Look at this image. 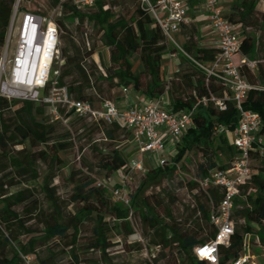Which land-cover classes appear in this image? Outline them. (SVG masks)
<instances>
[{"label":"trees","instance_id":"trees-1","mask_svg":"<svg viewBox=\"0 0 264 264\" xmlns=\"http://www.w3.org/2000/svg\"><path fill=\"white\" fill-rule=\"evenodd\" d=\"M50 1L51 8L59 9L58 22L63 29V65L59 82L61 86L68 87L74 100L100 107L102 102L111 100L102 97L100 87L103 83L108 84L109 95L124 88L149 99L170 94L166 109L176 113L194 110L193 124L177 143L176 154L168 158L167 164L147 170L137 193L130 192L132 212L112 200L108 188L96 186L95 181L90 180L76 187L73 199L79 200L82 206L68 217L52 184L55 170L66 164L63 153L71 145L69 133L59 134L61 123L51 122L46 105L0 98V264H25L30 256L36 258L38 264H61L66 259L69 260L65 264H100L93 259L84 260L81 252L99 253L102 264H114L110 253L116 243L124 241L129 250L136 247L142 250L140 244L133 245L136 242L130 241V237L137 234L132 223L135 214L158 237L151 240V245L170 251L171 259L167 264H187L183 260L185 257L188 264H201L194 256V249L215 238L211 216L213 208L222 199V191L217 188L203 190L200 182L214 171L229 170L239 155L231 137L240 119L236 104L228 102L225 111H220L213 103L195 108L197 99L209 97L210 93L224 96L221 83L209 78L199 67L211 65L219 50L201 47L197 30L193 27H182L181 32L186 38L183 52L172 49L153 16L142 9L141 0H98L94 8L84 12L77 11L68 1ZM111 1L113 5L118 2L125 7L135 4L134 15L128 19L122 13H116ZM262 1L240 0L232 6V13L226 15L241 33L242 57L258 62L257 72L247 69L242 72L255 87L243 107L261 116L259 137L264 136V11L259 10ZM36 2L33 0L26 4L27 9L39 10ZM14 3L15 0H0V59ZM87 25H92L99 35V40L91 45L89 38H85L87 33L81 31ZM64 38L66 46L63 48ZM100 47L108 50L110 65L104 64V69L95 62L86 66L85 62L94 58ZM170 51L179 52L191 70L181 69L168 82L164 57ZM87 90L93 93L87 95ZM92 123L100 130L105 128V139L110 142L117 141L120 131H126L117 125ZM191 153L202 154L203 162L198 164V176L188 184L190 189L184 188L188 193H194L199 202H195L196 228L183 233L178 228L179 224L174 223L171 209L167 208V218L171 223L166 224L156 214L149 198L140 194L151 187L159 189L165 178H173L175 174L186 175L185 163ZM255 160H260L263 165L257 171L253 167ZM45 163L49 164L51 171L41 183L40 165ZM129 164L127 156L116 149L104 155L101 167L107 171V177L103 180L119 172L128 174ZM251 167L253 177L242 186L235 199V234L228 247H221L222 264L238 260L247 243L251 249V244L256 243L264 250V155L258 150L251 153ZM75 175L73 171L71 178L74 179ZM150 184L152 186L149 187ZM41 196L47 199V208H44ZM200 196L205 201H200ZM90 218L93 221L91 237L80 245L77 236L84 222ZM70 230L74 231V240L68 246L70 250H63L61 254L54 252L49 244L66 239ZM23 237L28 239L25 241ZM42 248H45L44 255L38 251ZM160 256L164 257V254Z\"/></svg>","mask_w":264,"mask_h":264},{"label":"built area","instance_id":"built-area-1","mask_svg":"<svg viewBox=\"0 0 264 264\" xmlns=\"http://www.w3.org/2000/svg\"><path fill=\"white\" fill-rule=\"evenodd\" d=\"M32 1L15 0L14 3L0 59V98L44 104L48 108L52 123H67L75 115L97 125H117L130 130L140 158L130 161V172L118 177L111 194L116 202L130 208L132 212L129 175L133 172H145L143 156L146 154H152L157 166L163 167L167 164L168 158L174 155L179 140L192 127L194 110L170 112L161 99L147 98L141 106L127 108L118 107L112 100L102 102L98 108L90 102L74 100L68 87L60 85V71L55 68L61 57L63 33L58 22L59 9H27L26 4ZM63 1H68L77 11L84 12L94 8L98 0ZM203 2L210 18L211 29L217 37L216 48L219 54L211 65L199 67L209 78L221 83L224 96L217 97L210 93L209 97L198 98L195 108L213 103L220 111H225L228 102H234L240 115L238 126L231 132L233 143L239 151L238 157L229 170L214 171L200 182L203 190L220 189L222 199L213 208L211 216V224L216 230L215 238L197 246L194 256L201 264H222L221 247H228L235 234V199L242 186L253 177L252 151L258 150L264 155V137L258 136L262 127L261 116L243 107L255 87L249 83L242 71H257L258 62L242 57L241 33L226 18L220 7V0ZM141 7L153 16L168 42L179 52H183L182 46H179L174 37L188 24L186 1L141 0ZM122 93L128 96L132 92L124 88ZM112 178L100 182L98 186L107 187L106 182H111ZM137 238L138 234H135L130 237V241L137 242ZM256 260L257 257L247 243L242 256L232 264H257Z\"/></svg>","mask_w":264,"mask_h":264},{"label":"rangeland","instance_id":"rangeland-1","mask_svg":"<svg viewBox=\"0 0 264 264\" xmlns=\"http://www.w3.org/2000/svg\"><path fill=\"white\" fill-rule=\"evenodd\" d=\"M240 1V0H237ZM111 6L115 8L116 13H122L128 19L131 18L136 10V6L133 3H130L129 6H124L116 2V5H113V1L110 2ZM43 5V7H42ZM36 6L43 11L50 10L53 6L50 0H37ZM54 8V7H53ZM259 10L264 11V1L260 2ZM232 13V12H231ZM76 25L74 23V30ZM82 32L87 33L85 35L89 38V44H94L99 40V35L92 25H87L84 27ZM78 36V35H76ZM178 42L179 39L177 36L174 37ZM66 46V39L63 40V48ZM171 47H174L173 45ZM14 49V48H13ZM13 53V52H12ZM11 53V54H12ZM97 60V62H96ZM92 62L98 64V66L104 69V64L106 66L110 65V55L107 49L100 47L98 53L94 58L89 59L85 62V65L88 66ZM63 65L62 56L60 60L57 61L55 68L61 71ZM138 66V64H136ZM184 70H191L189 64L184 63L181 67ZM176 75V74H175ZM173 75L172 77H174ZM168 82L169 79L166 75ZM102 97L106 99H111L115 101L117 98L121 100V90L116 89L111 95L108 92V84L101 85ZM90 90L86 91V94H92ZM170 98V94L168 96ZM98 99V98H97ZM98 104V102H96ZM103 129H98L90 120H83L81 118L71 116L67 123H61L59 128V134L64 135L67 132L69 133V149L63 153V157L66 160V164L59 170H55L56 177L54 178L52 186L56 188V196L60 198L61 205L64 207L65 215L69 217L70 214H74L77 207L82 206V203L74 201L75 190L78 185H82L87 181L94 180L96 186L107 177V171L101 167V159L104 155L109 154L113 150H118L127 158L129 161L134 159H139L140 154L136 148V145L133 142V133L126 129V131H120L117 134V141L110 142L105 139ZM264 137V136H263ZM170 150V149H169ZM168 150V151H169ZM176 151V150H175ZM176 153L174 152V155ZM173 155V156H174ZM145 161V172H133L129 175V190L134 194L137 193L138 188L142 184L147 170L157 167L156 159L152 157V154H146L143 156ZM203 162L202 154L191 153L188 156V159L185 163V173L186 175L175 174L173 178H165L163 182L158 187H151L147 191L140 194V196L148 197L152 207L155 208L156 214L162 219L165 220L166 224H170L171 221L167 218V208L171 209L173 212L174 223L179 224L178 228L183 232H189L190 230L194 231L196 228V215H195V202H199L196 199L194 193H188L184 187H188L189 182L192 178H196L199 174L198 164ZM260 160H255L253 162L254 169L259 170L262 167ZM40 171L42 178L40 182L42 183L43 179L47 174L50 173L51 167L49 164H41ZM75 171L76 175L74 179L71 178L72 172ZM123 175V172H119L112 175L111 182H106V188H108L109 197L113 200L111 190H113L117 185L118 177ZM180 175V176H179ZM105 182V181H104ZM152 184L149 185V187ZM190 189V187H188ZM20 188H16L19 190ZM44 208L48 207L47 199L44 196H41ZM200 201H205L203 197L200 196ZM173 222V221H172ZM132 223L134 230L138 234L137 242L135 244H140L142 250H138L137 247L129 250V247L126 246L125 242L116 243V247L111 249L110 257L114 264H167L171 259V254L169 250L160 249L151 245V240L158 239L150 227L142 221L138 214H135V217L132 218ZM93 226L92 219H88L84 222L80 234L77 236L78 243L80 245L85 244L91 237V229ZM27 240V238H22ZM74 240V231L70 230L69 235L64 240H56L49 244V247L54 250V252L61 254L63 250H70L68 247L69 244ZM129 246H133L128 244ZM253 255L257 257V264H264V250L259 248V245L254 243L251 244ZM44 249H39L41 255H44ZM161 253L164 254V257H161ZM81 256L84 260L93 259L95 262L101 263V258L99 253H88L85 254L81 252ZM68 258V257H66ZM69 259H66L61 264H65ZM188 264V259L185 257L183 259ZM25 264H38L36 258L30 256L26 258Z\"/></svg>","mask_w":264,"mask_h":264},{"label":"crops","instance_id":"crops-1","mask_svg":"<svg viewBox=\"0 0 264 264\" xmlns=\"http://www.w3.org/2000/svg\"><path fill=\"white\" fill-rule=\"evenodd\" d=\"M186 6L188 9V24L183 26V28L193 27L197 30L198 39L200 42V46L203 48H213L216 47L217 44V37L213 34V31L210 26V18L208 12L204 7L203 0H185ZM237 0H220V7L225 15L231 13L232 6L235 3H238ZM182 28V29H183ZM179 41L177 42L179 46H183L186 43V38L180 32L176 35ZM175 47H172V49ZM96 56V55H95ZM94 56V57H95ZM97 62V60H96ZM184 64L179 52L170 51L164 57V65H165V74L169 79L172 78L173 75L180 72L182 65ZM258 70V69H257ZM257 72V71H255ZM121 100L118 98L114 101L118 107L120 108H127L131 106H141L145 100L147 99L145 96L131 93L128 96H125L121 92ZM164 106L167 108L169 106V98L167 95H164L161 98ZM156 98V100H158Z\"/></svg>","mask_w":264,"mask_h":264}]
</instances>
